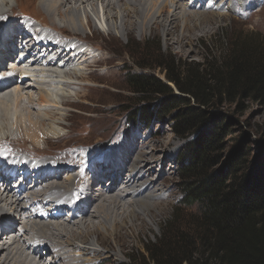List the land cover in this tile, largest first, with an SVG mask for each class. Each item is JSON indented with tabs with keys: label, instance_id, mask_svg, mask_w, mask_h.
Instances as JSON below:
<instances>
[{
	"label": "rangeland",
	"instance_id": "374dc122",
	"mask_svg": "<svg viewBox=\"0 0 264 264\" xmlns=\"http://www.w3.org/2000/svg\"><path fill=\"white\" fill-rule=\"evenodd\" d=\"M41 1L10 0L7 4V8L10 10L4 16L10 19H13V17L17 19L30 17L31 20L39 22V24L47 25L69 37L72 36L71 38L73 39H78L83 43L81 47L85 49V52L88 50L87 53H91L88 57L92 58V62L86 66L87 63L84 64L82 60L75 61V65L83 74L82 77L73 76L77 79H82L78 81L81 83L73 80L74 83H77L75 87L68 88L62 87L60 84L46 83L48 88L49 86L51 87L46 89L45 92H48L49 98L54 104L59 103V105H57V108L51 107L52 109L50 108L46 117L36 118L37 122L42 123V126L38 128L40 130V144H35L21 133H17L15 127H10L9 133L13 134L4 135L7 139L0 141V152L10 162H17L19 158L26 155L31 159L36 158L42 162L47 160L52 170L65 167L67 174L55 180L57 181L56 185H54V181L50 182L51 179H48L50 177H46L43 181L45 187L53 182L51 184L55 189L53 196L59 198L60 201L70 200V190L75 193L80 186V167L82 165L79 160L80 157H76L80 150L83 151V158L92 152L104 154L110 149V146L115 144L117 149H125L132 152V155L129 156L130 160L142 150L141 158L139 157L138 159L136 157L139 160L138 164L149 166L151 163L148 160L156 158L157 162L153 170H147L149 167L147 169L144 168L147 171L144 178L147 181H151L148 179L150 174H153L154 179L160 176L158 184H160V190L163 193L150 195L155 201L150 210L138 209V215L133 219L129 215L127 216V212L124 211L123 216H127L125 217L126 224L124 225L118 223L115 225L108 220L102 219L103 213L99 210L97 211L96 201L93 203L94 209H91L92 214L95 215V218L92 219H100L101 225L98 229H89L88 232L84 225H80L79 229H75V226L70 227L63 224L67 229L72 228L75 230L76 234L70 236L63 230L58 234V230L53 223L50 225L48 222H40L35 218L27 220L32 231V239L36 238L39 244L35 249L39 250L42 248L44 251L49 249L50 252L53 251L52 253L56 258L59 256L57 261L55 258L51 259L50 256L43 255L44 252H42L41 260L43 262L46 258L49 264H126L129 262L128 255L134 257L137 255L136 249L141 248V242L153 239L159 233L160 222L171 213L172 206L181 198L180 191L177 188L180 181L177 160L186 146L184 140L172 133L166 121L154 120L148 126L140 123L132 129L127 126L123 107L131 106L134 103V99L132 94L125 90V71L139 70L133 64L134 61H137L135 60L136 58L132 59L130 53L136 56L139 54L140 49L135 44L137 43L141 46L148 38L155 37L159 38L163 52H171L177 59L201 62L208 50L213 55H218L221 52V45L225 44V46H228L227 38L232 39L236 34H260L264 37V0H256V2L254 0H245V4L242 3L241 5H237L235 0H217L219 2L216 3L227 4L230 7L229 10H224L221 13V10H216V8L213 10L205 9L204 16L193 15L186 20L178 17L175 23L170 26V31L168 32L163 22L159 18H155L157 15L152 17V21H148L145 26L140 25L136 17L135 19L132 18L133 23L128 24L125 28L121 24L120 18L123 12L120 10L118 12L119 16L115 20H102V11L99 10L100 16L97 18V16H93L90 6H86V10L92 16L93 22L90 26H87L82 15L84 24H77L73 32L64 25V21L58 15H56L54 20L49 17L44 10V6L40 4ZM210 1L212 2L213 0H207L206 3ZM188 2L189 0L178 1L179 5ZM99 3L96 2V6L101 9V3ZM189 5L191 7H187L188 9L185 10L190 12L201 10L198 8L199 5L198 7L192 6V4ZM172 13L166 12L164 18H169ZM53 21H55V24ZM140 28L143 29L141 30ZM145 71L148 72V69ZM156 74L163 78V74H160L157 70ZM22 87L26 89V85ZM37 87L39 85H35V88L29 87L26 89L30 93L32 91L34 99L39 97V89ZM51 88L52 90H50ZM62 93L71 94L72 102L67 103L68 105L63 104V106H60ZM246 104L247 109L243 118H246L251 125L254 136L264 135V104L251 100H247ZM22 105L27 110L36 111L35 108H29L32 104L27 105L29 109L23 103ZM230 108L232 106L224 104V110H229ZM45 109H47L46 105ZM26 114L27 112L24 113V115ZM50 124L57 134L50 136ZM46 132H48L49 136L43 134ZM102 158L103 155H98L93 159V162H89L88 159L87 162L89 163L84 164L83 167L85 169L92 168L93 164L96 166L99 163L96 162V159L98 161ZM102 164L108 165L109 163L103 162ZM115 164L112 163L113 171L118 167L113 166ZM75 171L77 172L76 177L74 176ZM91 173H94V170ZM124 176L125 173L115 175L110 171L107 175L109 179H104L105 183L108 182L105 186L110 187L115 177L114 183H117V185H115L114 190L118 192L120 177L123 180ZM27 177L25 180L30 185H33L35 177L32 175H27ZM68 177L73 178L72 182L67 179ZM98 178H102V176ZM15 179L16 181L14 182L13 179L12 183L18 187L24 182V180L20 179L18 181L17 178ZM22 190L24 188L20 191ZM111 195L114 198L117 197L116 193H111ZM99 196L102 197L101 194ZM119 200L120 204H126V201H130L128 198L118 197ZM1 204L3 205V202ZM4 207H0V215L3 212L7 213V205H4ZM126 207L130 209L129 206L125 205ZM191 210L195 211L194 209ZM16 213H18V209L13 215ZM190 213L192 212H183V220L185 219V222L188 221L189 217L187 214L190 215ZM18 219L21 223L24 220L22 216H18ZM33 222L36 224H32ZM55 239L57 240L55 241ZM37 242L31 240L30 243ZM81 249L83 253H80ZM131 249L133 250L132 252ZM61 253L63 254L60 255ZM48 254L49 252L46 255Z\"/></svg>",
	"mask_w": 264,
	"mask_h": 264
},
{
	"label": "trees",
	"instance_id": "16d2710c",
	"mask_svg": "<svg viewBox=\"0 0 264 264\" xmlns=\"http://www.w3.org/2000/svg\"><path fill=\"white\" fill-rule=\"evenodd\" d=\"M227 39L201 62L163 52L155 37L129 52L139 70L125 71L127 126L166 121L186 146L181 198L126 264H264V135L243 118L247 100L264 104V37Z\"/></svg>",
	"mask_w": 264,
	"mask_h": 264
},
{
	"label": "bare ground",
	"instance_id": "6f19581e",
	"mask_svg": "<svg viewBox=\"0 0 264 264\" xmlns=\"http://www.w3.org/2000/svg\"><path fill=\"white\" fill-rule=\"evenodd\" d=\"M9 1L10 0H0V141L7 139L4 137L5 134L12 135L13 133H9L10 127H15L17 133H21L25 138L32 140L35 144H40V130L38 128L42 126V123L37 122L36 118L46 117L51 107L57 108V105H59V103L54 104L49 98L48 92H45L46 89L51 87L49 86L48 88L46 83L60 84L62 87L68 88L75 87L77 83H74L73 80L78 82L82 79H77L73 76L82 77L83 75L82 71H80L75 65V61L82 60V62L84 64L87 63L86 66H88L92 62V58L90 59L88 57L91 53H87V49L85 52V49L81 47L83 43L78 39H73L71 38L72 36L69 37L47 25L39 24V22L31 20L30 17L23 19H26L25 21L28 19L33 23H36V27L42 28L41 30L44 33H47L51 39L53 38L56 40L53 42L51 52L53 54L58 53L56 55L57 58L48 60V58L46 59L42 56L41 51L44 50L42 33L34 36V40L36 39L38 46H34L30 43L31 41L26 40L19 42L18 46L15 45L14 42L17 39H31L33 33H36V31H33L32 29H28L27 31L22 30L18 24L19 19L16 17L10 19L9 17L7 18L4 16L6 12L10 10L7 8ZM178 1L180 0H42L40 4L44 6V10L49 17L54 20L56 15H58L62 18V21H64V25L73 32L77 24L83 25L85 22L87 26H90L93 22L92 16L89 15L86 10V6H90L89 8L91 9L93 16L95 15L97 18H99V10H101L102 20H115L118 18V12L120 10L123 12V15L120 18L121 24L122 27L125 28L128 24L133 23L132 18L135 19L136 17L139 24L145 26L148 21H152V17L157 15L155 18H159V20L163 22L167 32L170 31V26L175 23V20L178 17L186 20L193 15L198 17L201 15L204 16L205 9L213 10L216 8V10H221L220 12L222 13L224 10L226 11L230 8L227 4L216 3L222 0H213L209 3H206L207 0H189L188 3H181V6ZM235 1L237 5H241L242 3L245 4V0ZM254 1L256 2V0ZM96 2L101 3V9H98L99 7L96 6ZM189 4L197 7L199 5L198 8L201 10L195 12L185 10L188 9L187 7H191ZM166 12L173 13L169 18H164ZM15 20H17V22H15ZM53 22L55 24V21ZM50 50L51 48H47L45 51L48 52ZM22 51L25 52V57H18L17 55ZM13 55H15L14 57H18L17 60H13ZM6 57L7 59H10L7 64L5 60ZM11 67H13V69H11ZM39 77L40 79H38ZM23 85H26V89L29 87L35 88V85H39V87H37L39 89V94L37 93L39 97L34 99L32 91L30 93L25 87H22ZM50 90H52V88ZM71 99V94L62 93V102L60 103V106L71 103ZM22 103L26 105V108L29 107L27 106L28 104H32L29 108H35L36 111L25 109L22 107ZM45 105L47 106V109H45ZM26 112L27 114L24 115ZM50 128V136L57 134L51 124ZM43 134L49 136L48 132ZM116 146L117 145L113 144L104 154L92 152L83 158V151L80 150L78 152L76 157H80L79 160L82 165L80 167V186L75 193L70 190L71 199L68 201H60L59 198L53 196V193L55 192V189L52 187L53 185H51L53 182L50 183L51 186L47 185V187H45L43 183L46 177H50L48 178L51 179L50 182L54 181V185H56L57 181L55 180L67 174L65 167L52 170L50 169L47 160L42 162L39 159L34 158L37 162H40L39 169L41 170L35 178L34 184L30 185L27 180H24V182L18 187L12 183L13 179L14 182L16 181L15 177L9 174V170L12 171L14 167L11 165L12 162L0 152V203L3 202V205L1 204L3 208H5L4 205H7L8 207L6 210L7 213L5 214L3 212L0 215V264H33L35 261V264H49L48 259L45 257L44 262L41 260L42 252H44L43 255L47 257L50 256L51 259L55 258L58 261L59 256L56 258L52 253L53 251L50 252L49 249L48 251H44L42 248L39 250L35 249L39 244L36 238L32 239V231L27 222L30 218H35L40 222H48L50 225L53 223L58 230V234L63 230L70 236H73L76 234L75 230L72 228L67 229L65 225L70 227L75 226V229H79L81 227L80 225H84L87 232L89 229H98L100 227L101 220L92 219L95 218V215L91 212V209H94L95 207L93 206L94 201H96L95 203L97 204V211L99 210L103 213L102 219L108 220L115 225L117 223L121 225L126 224L125 217L128 215L132 219L135 218L138 215V209L146 211L150 210V207L155 202L150 195L163 193V191L160 190V184H158L160 176L154 179L153 174H150L148 179L151 181H147L144 178L147 174L145 169L149 167L147 170H153L157 159L153 158L148 160L151 164L149 166H144V164H138L139 160H137V158H141L142 150L130 160L129 156L132 155V152L125 149H117L115 148ZM98 155H103V158L98 161L96 159V162H99L96 166L93 164L92 168L85 169L83 167L84 164L93 162V159ZM88 159L89 162H87ZM103 162L109 164L103 165ZM112 163L115 164L113 166H118L114 171L112 169ZM22 165H26V161L22 162ZM93 170L94 173H91ZM101 170L103 171L101 172ZM110 171L115 175L125 173L123 181L120 177L118 192L114 190L115 185H117V183H114L116 176L113 178V183H111L110 187L105 186L108 182L105 183L104 179L108 178L107 175ZM76 174L77 172L75 171V177ZM99 176H102V178H98ZM67 179L70 180V182L73 180V178L71 179L70 177ZM96 181L97 183H95ZM22 188H24V190L20 191ZM148 190H150L149 193H147ZM111 193H116L117 197L114 198ZM31 194L33 195L31 196ZM100 194L102 197L99 196ZM118 197L128 198L130 201H126V204H120ZM28 200L29 202L27 203ZM1 205L0 207H2ZM125 205L129 206L130 209L128 207L125 208ZM17 209L18 213L13 215ZM124 211L127 212V216L125 217L123 216ZM18 216L23 217L24 220L22 223L19 221ZM25 218H27L26 221ZM85 223L87 224L86 226ZM32 224L36 223L33 222ZM31 240L36 241L37 243L31 244ZM56 240L57 239H55V241ZM80 248L84 247L82 246ZM48 252L49 254L46 255ZM80 253H83L82 249ZM62 254L63 253L60 255Z\"/></svg>",
	"mask_w": 264,
	"mask_h": 264
},
{
	"label": "clouds",
	"instance_id": "9594fccd",
	"mask_svg": "<svg viewBox=\"0 0 264 264\" xmlns=\"http://www.w3.org/2000/svg\"><path fill=\"white\" fill-rule=\"evenodd\" d=\"M123 181V180H122Z\"/></svg>",
	"mask_w": 264,
	"mask_h": 264
}]
</instances>
